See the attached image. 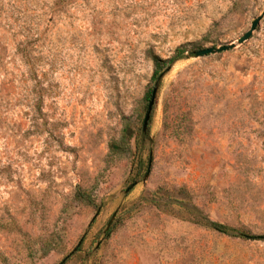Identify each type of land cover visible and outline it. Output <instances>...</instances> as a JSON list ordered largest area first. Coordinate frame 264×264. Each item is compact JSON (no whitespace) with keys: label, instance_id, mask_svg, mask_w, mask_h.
I'll return each instance as SVG.
<instances>
[{"label":"rangeland","instance_id":"rangeland-1","mask_svg":"<svg viewBox=\"0 0 264 264\" xmlns=\"http://www.w3.org/2000/svg\"><path fill=\"white\" fill-rule=\"evenodd\" d=\"M237 231L264 235V0H0V264H264Z\"/></svg>","mask_w":264,"mask_h":264},{"label":"trees","instance_id":"trees-1","mask_svg":"<svg viewBox=\"0 0 264 264\" xmlns=\"http://www.w3.org/2000/svg\"><path fill=\"white\" fill-rule=\"evenodd\" d=\"M183 53L184 50L180 48L176 50V55L169 59H162L156 55H151V59L153 61V66H154L151 79L153 81H156L159 75L168 66H170L174 60L183 56ZM151 90L152 88H149L142 99V103L138 114L139 116L138 121L140 122V124H142L143 122L142 119L147 109V104L150 98ZM141 127L142 126H140L138 129H134L129 121L124 122L118 138L112 139L108 144V162L115 161L116 159L120 158L122 155L131 151L132 141L135 142V147H136V151L134 152V154L135 153L137 154L143 150L144 142L148 139L149 134L148 131L143 133ZM73 200L80 204L91 206L93 208L98 207L95 197L92 195L90 191L85 189H81V188L76 189L73 194ZM165 204L169 205V203H165ZM190 212L195 215L194 211H190ZM200 220L203 225L217 232L228 234L231 231H233L232 229L226 227L223 224H220L215 221H211L207 216H202ZM111 230L112 228H110L108 232H110ZM236 235L247 239H264V235L251 234L246 231H237ZM80 244L78 248L80 247Z\"/></svg>","mask_w":264,"mask_h":264},{"label":"water","instance_id":"water-1","mask_svg":"<svg viewBox=\"0 0 264 264\" xmlns=\"http://www.w3.org/2000/svg\"><path fill=\"white\" fill-rule=\"evenodd\" d=\"M263 17V14L259 15L258 17H256L252 23L250 28L248 29V31H246L238 40L237 43L238 44H242L243 42H245L246 40H248L252 33L254 32V30L256 29V27L258 26L261 18ZM236 46V43H229V44H222L220 46H209V47H205L202 49H198L192 52V54L196 57H200V56H204V55H208V54H213V53H220L222 51H227L229 49H232ZM171 68V66H168L157 78L152 90H151V94H150V98L147 104V109L143 118V122H142V132L145 133L147 131L148 128V123L150 120V116L153 110V107L156 103V96H157V91H158V84L159 81L162 79V77L164 76V74L169 71V69ZM150 163H151V157L149 158V164H148V168H147V173L145 175V178L148 176L149 174V170H150ZM133 185H130L125 192L129 191L132 188ZM115 213L112 215L107 227L109 226V224L111 223L112 219L114 218ZM75 250V249H74Z\"/></svg>","mask_w":264,"mask_h":264}]
</instances>
